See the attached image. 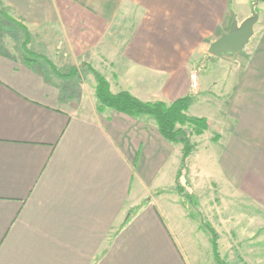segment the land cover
<instances>
[{
    "label": "crops",
    "instance_id": "crops-1",
    "mask_svg": "<svg viewBox=\"0 0 264 264\" xmlns=\"http://www.w3.org/2000/svg\"><path fill=\"white\" fill-rule=\"evenodd\" d=\"M257 6L253 36L226 57L210 56L209 44L250 15V0H0V264H214L200 217L226 264H264L252 244L264 232V1ZM51 65L62 74L111 67L112 79L101 70L110 90L142 101L198 91L187 114L208 128L191 139L212 127L220 138L207 146L205 184L198 146L180 177L195 208L175 189L181 143L148 115L98 112L95 84L86 100L70 84L76 75ZM214 189L222 200L207 208L201 195ZM232 201L254 210L248 234L227 225Z\"/></svg>",
    "mask_w": 264,
    "mask_h": 264
},
{
    "label": "trees",
    "instance_id": "trees-1",
    "mask_svg": "<svg viewBox=\"0 0 264 264\" xmlns=\"http://www.w3.org/2000/svg\"><path fill=\"white\" fill-rule=\"evenodd\" d=\"M264 0H250V5L257 12V3ZM28 38L25 36L20 43V46L27 57L30 56L26 45ZM51 67L55 72L63 78H72L76 75V68L73 67L69 74L59 73L54 66ZM95 79V96L97 99L96 110L103 112L109 108L131 117H139L148 115L152 117L157 125L160 134L169 142H179L181 148V163L176 175L175 189L182 197V203L189 210L193 208L192 194L185 190V186L180 182V177L183 175L189 158L195 152L196 144L191 140L193 135H201L208 128V121L205 117L191 116L187 114L189 106L194 102L195 95L188 93L172 102L166 103L161 100L142 101L126 90H120L113 93L110 90L108 80L98 71L89 67ZM220 138L219 134L214 135L211 141L215 142ZM195 208V207H194ZM195 211V209H193ZM197 212V211H196ZM198 213L201 214L200 210ZM200 222L209 234L214 264H226L220 257L218 252V236L215 229L202 217Z\"/></svg>",
    "mask_w": 264,
    "mask_h": 264
},
{
    "label": "rangeland",
    "instance_id": "rangeland-1",
    "mask_svg": "<svg viewBox=\"0 0 264 264\" xmlns=\"http://www.w3.org/2000/svg\"><path fill=\"white\" fill-rule=\"evenodd\" d=\"M260 2H262V1H260ZM260 2H258L257 5ZM233 4H234V1H233ZM256 8H257V14H258V10H259L258 6H256ZM224 55L226 57H230L229 56L230 54L226 53ZM206 65H207L206 62H202V63H199L198 65H196L194 67V69L198 73L201 74L203 71H205V69L207 67ZM75 68L77 69L76 70V76L74 78H72L73 83H70V84H72L74 90H78V92L79 91L84 92L85 97H86L85 99L89 100V98H91V96H92L91 94L93 91L94 84H96L94 76H93L92 72L90 71L89 67H86L84 65H80V66L75 67ZM91 68H93V67H91ZM110 68L111 67H108V66H103V67L96 66L95 70L98 71L99 73H101V70H102L109 78L112 79V75H111L112 72H111ZM113 76L115 78V74ZM197 92L198 91L194 90L192 93L195 95V94H197ZM196 107L198 108L199 105ZM201 107H202V105L199 108H201ZM196 110H198V109L194 108V110H192L191 112H193V111L195 112ZM218 130L219 129H217V127H212L211 130L205 136L199 138L198 140H195L196 138L191 139L196 144V146H198V148H199L198 157H196V161L194 160L193 162H194V164L196 163V165L199 168L204 167V171H203V169L201 170V176H200L201 182H203L204 184L209 179L208 173H211L210 176L212 175V172H211L212 165L209 162V160L206 159V157L208 155V151H209L207 146L210 145L209 142H213V141H211V138L214 135L218 134V133H216V132H219ZM195 150H196V148H195ZM210 150H211V147H210ZM190 163H191V161H188V166L190 165ZM202 196L205 197V201L203 203L205 204V207H207V208L214 207L215 204H217L219 202V200H222V197H220V194L217 191H215V189H214V192H212V190H210L209 193L201 195V197ZM192 200L195 203V197L194 196H193ZM229 203L231 204L230 205L231 209L225 210L231 216L230 218H232V220L229 219L230 222L227 224L229 229L235 231L237 234L238 233L239 234H248L249 228L254 226L253 220L250 221V216H252V217L254 216L253 215L254 210L252 208H250L249 206H243V204H240L241 202H239V203H237L235 201L234 202L233 201L227 202V204H229ZM223 227H224V225H222V228ZM225 229H226V227H225ZM226 232H228V230H226ZM258 232L262 233V234L259 235L258 240H256V239L253 240L252 244H256V250L258 252L259 251L264 252V232L260 228H259ZM245 243H248V242H245ZM210 258H212L211 255H210Z\"/></svg>",
    "mask_w": 264,
    "mask_h": 264
},
{
    "label": "water",
    "instance_id": "water-1",
    "mask_svg": "<svg viewBox=\"0 0 264 264\" xmlns=\"http://www.w3.org/2000/svg\"><path fill=\"white\" fill-rule=\"evenodd\" d=\"M257 20L258 14L253 6L250 7V15L241 22L233 19L229 30L209 44L207 51L210 56H221L224 53L234 56L242 51L254 34Z\"/></svg>",
    "mask_w": 264,
    "mask_h": 264
}]
</instances>
